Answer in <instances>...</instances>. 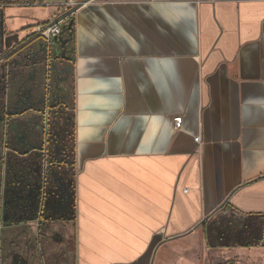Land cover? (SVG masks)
Instances as JSON below:
<instances>
[{
  "label": "crops",
  "instance_id": "0c3cea01",
  "mask_svg": "<svg viewBox=\"0 0 264 264\" xmlns=\"http://www.w3.org/2000/svg\"><path fill=\"white\" fill-rule=\"evenodd\" d=\"M1 3L6 60L74 29L73 214L3 226L2 264H264V0Z\"/></svg>",
  "mask_w": 264,
  "mask_h": 264
},
{
  "label": "flooded vegetation",
  "instance_id": "af4514ba",
  "mask_svg": "<svg viewBox=\"0 0 264 264\" xmlns=\"http://www.w3.org/2000/svg\"><path fill=\"white\" fill-rule=\"evenodd\" d=\"M1 1L13 2V0H0V8L6 6L5 3H1ZM16 1V0H15ZM25 1V0H24ZM12 4V3H10ZM39 39H36L27 45H19L16 49V56H13L12 61L6 60V57H0V155L3 151L2 145V129L5 121L10 122V125L7 124L6 130H9L11 136L16 135L13 131L16 129L17 118L15 116L7 117L6 115V107L9 109V112L18 114L20 112L26 111L28 109H35L40 111L38 114L36 113L34 117L29 121V126L32 128V133L34 135V140L32 142V147H36L40 149V151H34L28 156L30 160H33L34 166H37L42 161V154L45 152L44 150V142L46 135V120H45V112L44 107L45 104H50L55 106H62L64 110H67L68 103L70 102L69 91L67 90V86L65 84V75L62 74L63 84L64 86H57L55 82V73L53 74L54 82L49 84L48 80L49 70L51 65V47H44L43 43L38 42ZM65 58H68V54H63ZM10 61V62H9ZM64 61V60H63ZM69 64L68 61H65V65ZM57 69L55 66L54 70ZM9 70V72H8ZM56 71V70H55ZM24 73V77L26 79H32V82L35 83L31 86L32 90L29 94V100L27 102H23L22 96L18 89H16V79H21V74ZM66 72H69L67 70ZM7 78L11 80V91L8 99L5 97L6 90V81ZM61 91V93L56 96V93ZM50 97V102L48 97ZM47 115V114H46ZM48 117V116H47ZM68 123V122H66ZM32 124V125H31ZM18 129V127H17ZM69 129L63 133V138L65 141L69 139ZM61 136V135H60ZM9 146H11L14 150L17 147V151L20 153H25L28 151L27 146H21L16 144L15 140H10ZM65 154H62L64 157L59 155H53L51 159L52 166H63V168L58 171L53 176L52 180V188H51V199H53L54 205L50 206L47 211L48 219L44 222H63L66 218H68L71 214H73V186H72V172L70 170L69 164L71 161V156L69 152V144ZM27 158V159H28ZM27 168V167H26ZM25 171V170H23ZM22 171V172H23ZM27 171V169H26ZM22 172H18L15 170L10 173V180H14L15 177H19L21 182H31L33 181V172L31 174L27 171L24 172V175H21ZM21 173V174H20ZM14 175V176H12ZM29 175V176H28ZM35 181V180H34ZM30 184L31 187L27 188L26 186L17 188H12L11 192L8 194L10 199L8 201V206L5 210L4 219L6 221V225L4 227L16 225L22 221L32 220L33 214H30L29 210L30 203L33 204V185ZM36 195V193H34ZM41 222L38 224L40 226Z\"/></svg>",
  "mask_w": 264,
  "mask_h": 264
},
{
  "label": "rangeland",
  "instance_id": "374dc122",
  "mask_svg": "<svg viewBox=\"0 0 264 264\" xmlns=\"http://www.w3.org/2000/svg\"><path fill=\"white\" fill-rule=\"evenodd\" d=\"M64 15V13H61V15L56 16L53 21L61 18ZM72 25V20L69 21L67 27H62L61 34L51 41V65L49 70V80L48 83L51 84L54 82L53 74L55 73V66H57V63L62 60V55L65 54L66 49V41L64 39L65 37V30L66 28H70ZM38 42L43 43L44 47L46 48V44L44 41L40 38ZM71 48V45L69 44L68 48ZM66 51H71L67 50ZM68 54V53H67ZM69 55V54H68ZM70 56V55H69ZM70 59V57H68ZM70 65L71 61H68ZM67 90L69 91V94L71 92V86L69 83L66 85ZM50 97H48L50 102ZM45 112V128H46V135H45V142H44V150L42 154V161L37 166H34L33 160H30L28 158L27 160L20 161L19 159L16 160L13 156V154H7L4 155V158L2 162L0 163V249L2 248L3 242H2V235L4 234L3 226L6 225L5 221V210L8 206V201L10 199L9 193L11 192L12 188H17L19 190V187L26 186L27 188L31 187L29 183L31 182H21L19 180V177H15L14 180H10V173L13 172L14 174L15 170L18 172H22L21 175H24L27 171L29 174L32 173L33 168V204L30 203V206L28 207L31 211L30 214H33L32 220H38L42 223V225H45L44 222L48 219L47 211L50 206L54 205L53 199H51V184L53 180L54 174H56L58 171H60L63 166H52V156L53 155H59L61 157H64L62 154H65L69 142L63 138V133L67 129L70 128V123H66V119L69 118V116L65 113V110L62 106H55L53 107L50 104V107H48V104H45L44 107ZM47 114V115H46ZM48 116V117H47ZM59 131V132H58ZM61 135V136H59ZM70 146V145H69ZM27 167V168H26ZM27 169V171H26ZM28 174V173H27ZM14 176V175H12ZM29 176V175H28ZM35 180V181H34ZM36 193V195H34ZM2 251L0 250V264H2Z\"/></svg>",
  "mask_w": 264,
  "mask_h": 264
},
{
  "label": "water",
  "instance_id": "95a60500",
  "mask_svg": "<svg viewBox=\"0 0 264 264\" xmlns=\"http://www.w3.org/2000/svg\"><path fill=\"white\" fill-rule=\"evenodd\" d=\"M62 60L64 61H71V58H65L64 55H62ZM9 72V70H8ZM21 74V79L24 78V73L22 74L21 72L19 73ZM6 81V90H5V97L6 99L9 98L10 96V91H11V80L9 78H7ZM18 91L21 94V90L24 89L22 97L25 99V102H27L29 100L30 97V93H31V87L30 85L27 84V82H25V80L21 83V86L19 88H17ZM40 111L35 110V109H28L26 111L20 112L18 114H14L9 112V109L6 107V115L7 117H12L15 116L17 118V124H16V129H14L13 131L15 132L16 135H13V137L11 136L9 130H6V126L7 124L10 125V122L5 121V123L3 124V131H2V145H3V151L1 152L0 155V163L2 162L4 155L7 154H13L14 158H15V162L17 159H19L20 161L23 160H27L28 157H23L20 158V156H28L30 155L32 152L34 151H40V149L36 148V147H32V142L34 140V135L32 133V128L29 126V114H38ZM32 125V124H31ZM18 127V129H17ZM21 129L23 130L21 132ZM15 140L16 144L21 145V146H27L28 147V151H26L25 153H23V155H20L18 152H16V150H14L11 146H9L10 140ZM17 163V162H16Z\"/></svg>",
  "mask_w": 264,
  "mask_h": 264
},
{
  "label": "built area",
  "instance_id": "2783aa9c",
  "mask_svg": "<svg viewBox=\"0 0 264 264\" xmlns=\"http://www.w3.org/2000/svg\"><path fill=\"white\" fill-rule=\"evenodd\" d=\"M73 11L64 14L61 18L36 26L35 35L44 41L46 46L50 49L53 38L61 34L62 27H67L70 20H72ZM174 129L179 130L182 125V117L176 116L173 118ZM196 143H199L200 137L194 138Z\"/></svg>",
  "mask_w": 264,
  "mask_h": 264
},
{
  "label": "trees",
  "instance_id": "16d2710c",
  "mask_svg": "<svg viewBox=\"0 0 264 264\" xmlns=\"http://www.w3.org/2000/svg\"><path fill=\"white\" fill-rule=\"evenodd\" d=\"M67 45H66V49L69 46V44L71 45V48L69 47L68 49L71 51H66L65 49V54H69L68 56L71 58V62H72V56H73V50H74V29H73V23L71 25L70 28H66L65 30V37H64ZM67 49V50H68Z\"/></svg>",
  "mask_w": 264,
  "mask_h": 264
}]
</instances>
